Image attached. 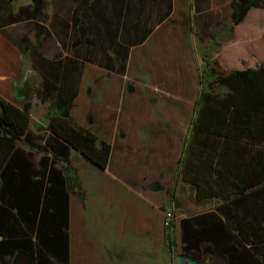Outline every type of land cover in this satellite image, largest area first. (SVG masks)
I'll list each match as a JSON object with an SVG mask.
<instances>
[{
    "label": "trees",
    "instance_id": "obj_1",
    "mask_svg": "<svg viewBox=\"0 0 264 264\" xmlns=\"http://www.w3.org/2000/svg\"><path fill=\"white\" fill-rule=\"evenodd\" d=\"M11 2L0 0V11H10L0 22L36 18L46 4L34 0L32 10L13 14ZM231 6L233 29L264 0H231ZM207 84L213 90L196 97L175 183L181 177L196 186L198 199L221 201L181 220L183 251L200 259L210 246L230 264H264V66L221 73ZM219 84L230 91L221 96L214 90ZM29 109L30 103L22 109L0 96V262L11 264L20 253L29 264H68L71 190L58 161L75 170L73 146L106 167L111 144L98 145L93 131L61 116L51 119L50 133L35 132ZM167 238L174 248L175 238Z\"/></svg>",
    "mask_w": 264,
    "mask_h": 264
},
{
    "label": "crops",
    "instance_id": "obj_2",
    "mask_svg": "<svg viewBox=\"0 0 264 264\" xmlns=\"http://www.w3.org/2000/svg\"><path fill=\"white\" fill-rule=\"evenodd\" d=\"M45 2V7L36 18L0 22V96L24 109L29 101L23 94L32 96L37 87V92L45 97H42L43 103L39 102L35 108L29 109L31 130L41 132L44 129L50 133L48 125L51 119L61 116L76 128L93 131L98 137V145L103 141L111 144L106 167L71 146V166L80 177L82 201L86 202L85 191L97 183L102 172L112 164L114 141L101 136L99 130L104 126H116L117 119L109 118L111 111L123 108L127 89L121 78L125 77L133 63L164 60L166 50L163 43L168 37L162 41L163 33L167 32L163 28H175L173 22H168L175 10V0ZM28 5L32 6V10L34 0H12L11 13L16 14L21 7ZM8 14L10 11H0L2 19H7ZM188 22H182L181 28ZM18 51H22L20 56L23 55L21 58L25 63L28 82L25 78L21 80V68H17V64H20ZM35 78L39 80L37 86L33 83ZM137 93L140 94V90ZM65 103L69 104L68 108L61 105ZM126 152L124 150L123 153ZM60 162L63 161H59V167L66 172V163ZM175 175L172 176L170 190L172 198ZM186 183L193 186L198 199L195 185ZM178 185L179 180L176 191ZM76 193L71 190L70 194L68 264H200L204 260L205 248L210 246L204 248V257L200 259L183 251L181 220L190 215H184L176 226V244L171 249L164 226L165 206L152 208L148 201L145 205L134 204L130 209L125 206V201H118L114 215H106L108 221L102 223L96 216L99 210L92 202L84 218L80 203L75 199ZM84 220L91 238L85 243L86 247L90 242L93 246L86 255L90 257H86L84 263H79L78 252H75L76 235ZM81 233L84 232L80 231L79 236L83 235ZM210 249L213 258L211 264H230L223 255ZM16 256H24L26 264H29L25 254L18 253ZM14 257L10 258V263Z\"/></svg>",
    "mask_w": 264,
    "mask_h": 264
},
{
    "label": "rangeland",
    "instance_id": "obj_3",
    "mask_svg": "<svg viewBox=\"0 0 264 264\" xmlns=\"http://www.w3.org/2000/svg\"><path fill=\"white\" fill-rule=\"evenodd\" d=\"M184 21L189 22L181 28L180 24ZM168 22H173L175 28H163L167 32L163 33L162 41L168 37L163 43L166 50L164 60L133 63L125 77L121 78L127 89L123 108L111 111L109 118L117 119L116 126H104L99 130L101 136L114 141L112 164L102 172L98 182L85 191L86 202L82 201L83 189L77 171L66 167L68 185L77 192L75 199L80 203L84 218L90 202L99 210L96 216L103 223L108 221L106 215H114L118 201H125V206L130 209L134 204L145 205L150 201L152 208L162 205L166 207L164 212L171 209L178 225L184 215L194 216L212 210L221 201L216 197L197 199L193 186L181 177L172 198V176L177 171L200 90H213L207 83L221 73L264 66V7L251 8L243 21L232 29L231 0H175V10ZM20 52L17 68H21V80L25 78L28 82ZM200 76L204 79L203 84L200 83ZM103 80L109 82L108 79ZM38 81L33 79L35 86ZM38 90L35 87L32 96L23 94L30 108L43 103L45 96ZM214 90L221 96L230 91L225 84H219ZM61 105L69 106L68 103ZM46 132L43 129L38 133ZM124 150L128 152L123 153ZM80 224L75 252H78L79 263H84L85 258L90 257L86 255L93 244L90 242L86 247L85 243L91 240L90 234L85 220ZM80 231L84 232L80 235L82 238ZM212 261L211 249L207 247L200 264H211ZM11 263L26 264V259L16 256Z\"/></svg>",
    "mask_w": 264,
    "mask_h": 264
},
{
    "label": "built area",
    "instance_id": "obj_4",
    "mask_svg": "<svg viewBox=\"0 0 264 264\" xmlns=\"http://www.w3.org/2000/svg\"><path fill=\"white\" fill-rule=\"evenodd\" d=\"M176 216L174 212L169 209L165 212V220H164V226L166 235L170 236L171 238H175L176 236Z\"/></svg>",
    "mask_w": 264,
    "mask_h": 264
}]
</instances>
